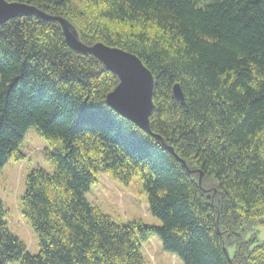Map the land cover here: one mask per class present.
Masks as SVG:
<instances>
[{"label": "trees", "instance_id": "trees-1", "mask_svg": "<svg viewBox=\"0 0 264 264\" xmlns=\"http://www.w3.org/2000/svg\"><path fill=\"white\" fill-rule=\"evenodd\" d=\"M5 1L136 56L153 77V109L151 134L111 110L116 78L71 50L55 22L0 25V170L23 159L30 128L52 167L27 176L20 201L37 255L8 232L0 202V264H144L151 234L183 264H264V242L245 239L264 227V0ZM100 174L138 177L161 226L118 225L90 205Z\"/></svg>", "mask_w": 264, "mask_h": 264}, {"label": "rangeland", "instance_id": "rangeland-1", "mask_svg": "<svg viewBox=\"0 0 264 264\" xmlns=\"http://www.w3.org/2000/svg\"><path fill=\"white\" fill-rule=\"evenodd\" d=\"M18 151L23 155L21 161H8L0 170V202L4 210L3 221L8 232L18 238L30 256L39 251V241L28 222L22 217L20 201L24 194L27 176L41 169L50 174L52 167L45 161V151L50 152L48 143L39 137L35 129L27 130ZM206 191L209 193L208 188ZM86 201L98 208L118 225L141 223L148 227H160L161 223L148 211L146 194L141 181L134 177L124 185L105 175H98L97 181L85 193ZM252 238V245L264 242V227L255 226L248 231L245 239ZM144 264H183L178 258L166 253L158 237L151 234L141 248ZM16 264V263H8Z\"/></svg>", "mask_w": 264, "mask_h": 264}, {"label": "water", "instance_id": "water-1", "mask_svg": "<svg viewBox=\"0 0 264 264\" xmlns=\"http://www.w3.org/2000/svg\"><path fill=\"white\" fill-rule=\"evenodd\" d=\"M18 16H36L42 21L55 22L71 50L92 57L116 78V86L105 97L106 105L138 130L151 134L149 117L153 109V77L136 56L102 43L86 45L80 41L78 32L65 18L48 15L27 4L0 0V25ZM172 96L179 102L183 101L177 84L172 87ZM201 178L199 172L198 185L201 184ZM223 250L230 260L226 249Z\"/></svg>", "mask_w": 264, "mask_h": 264}]
</instances>
